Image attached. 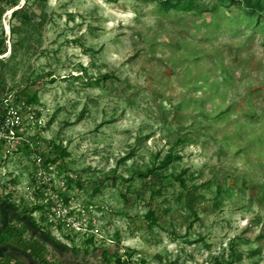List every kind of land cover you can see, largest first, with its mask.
I'll list each match as a JSON object with an SVG mask.
<instances>
[{"label":"rangeland","instance_id":"obj_1","mask_svg":"<svg viewBox=\"0 0 264 264\" xmlns=\"http://www.w3.org/2000/svg\"><path fill=\"white\" fill-rule=\"evenodd\" d=\"M169 2L0 0V264H264V0Z\"/></svg>","mask_w":264,"mask_h":264},{"label":"built area","instance_id":"obj_2","mask_svg":"<svg viewBox=\"0 0 264 264\" xmlns=\"http://www.w3.org/2000/svg\"><path fill=\"white\" fill-rule=\"evenodd\" d=\"M6 110L4 103L0 101V154L2 153L3 155L9 152V150H5L6 146L19 137L14 128L15 122L6 115ZM18 121L19 120H17V122ZM32 159L37 166L34 171V180L31 186L32 190L30 191L32 198H36V194L39 193L44 196L42 200L38 201L39 203L42 201L43 205L46 203L51 204V206L47 207L53 217L51 221H54V219L57 220L56 218L61 221L69 220L70 210L66 204L64 194L62 195L63 190H60L63 188L57 186L55 177L52 175V169H54L53 165L57 162L53 160L48 161V158L45 160L43 154H38L37 152L34 153ZM122 259L121 264H143L139 254L132 258L126 256V258Z\"/></svg>","mask_w":264,"mask_h":264},{"label":"trees","instance_id":"obj_3","mask_svg":"<svg viewBox=\"0 0 264 264\" xmlns=\"http://www.w3.org/2000/svg\"><path fill=\"white\" fill-rule=\"evenodd\" d=\"M162 4L165 6H171L172 3L169 2V0H161ZM17 5V4H16ZM175 6L178 7H182L184 9H191L193 7H195L194 4V0H176ZM21 9V8H18ZM18 9H16L14 12L16 13L18 11ZM68 155V153L63 150V152L61 153V156L64 158ZM173 158L172 154L167 155V157L165 158L162 166H165L167 164L170 163L171 159ZM48 159H50V157H48ZM53 161H58V158H54L52 159ZM154 173L155 176L157 177L158 174H160L159 172L157 173V170L155 168L148 170L146 173L142 174L145 175V177L149 176L150 174ZM157 173V174H156ZM181 179L183 178L182 176L180 177ZM104 255L106 256L107 254L104 253ZM122 260L118 259L116 264H120Z\"/></svg>","mask_w":264,"mask_h":264}]
</instances>
